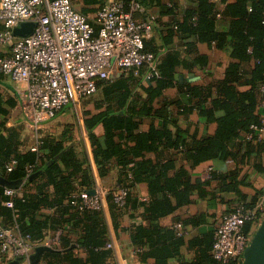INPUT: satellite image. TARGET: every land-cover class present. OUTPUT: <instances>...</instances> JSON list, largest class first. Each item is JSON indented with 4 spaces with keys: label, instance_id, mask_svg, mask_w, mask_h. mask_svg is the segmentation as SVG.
Here are the masks:
<instances>
[{
    "label": "trees",
    "instance_id": "1",
    "mask_svg": "<svg viewBox=\"0 0 264 264\" xmlns=\"http://www.w3.org/2000/svg\"><path fill=\"white\" fill-rule=\"evenodd\" d=\"M123 2L127 11L133 3L143 8V0ZM83 3L101 7L104 0H83ZM196 3L195 8L186 10L169 29L165 44L179 36L193 40L185 45L186 51L193 50L197 43L230 51L233 61L227 66L223 80L205 86H177L176 73L181 66L204 68L208 59L198 56L187 61L179 51L161 55L149 39L145 41V51L154 54V69L145 66L138 73L131 70L117 79L99 82L100 97L94 101L97 113L85 111V127L100 177H106L115 165L119 169L116 188L132 191L136 185L147 187V200L133 198L130 191L122 208L113 202L112 196L107 199L113 220L125 214L129 207L132 217L139 213L143 218L142 224L131 229L132 244L141 263L171 264L177 260L178 264H219L213 256L216 230L187 237L175 227H162L160 221L192 204L196 197L203 200L215 197L209 191L210 181L195 177L193 171L218 158L237 159L244 143L247 148L253 147L255 140H248V136L253 132L252 126L261 125L264 117L260 108L264 101V0H235L227 5L221 13L229 22L227 32L215 30L214 22L219 15L215 3L210 0H196ZM90 23L98 33L99 26ZM3 30L4 27L0 34ZM149 74L152 76L147 80ZM173 87L178 88V97L163 100L164 92ZM194 112L208 123L217 124L213 136L199 137L178 125L181 116ZM145 119L159 120L162 125L152 123L148 132H142ZM100 125L105 130L103 137L95 133ZM168 125L176 130H168ZM41 141L40 152L32 151L35 141L23 151L20 132L0 128V179L7 183L22 181L18 187H7L0 182L2 226L16 227L21 233L31 235L36 249L43 246L50 233L62 230L61 249L45 252L38 264H108L114 252L107 248L111 241L105 212H83L71 204L73 195L96 188L91 166L73 146L65 145L64 139L46 136ZM255 146L258 156H264V143ZM166 150L173 154L165 161ZM148 154L155 158H148ZM12 160L17 165L8 172L6 167ZM29 167L33 168L32 172L28 171ZM237 176L238 171L213 173L211 179L219 182V192L236 193L237 206L253 209L256 200L248 202L240 192L238 186L243 182ZM8 188L22 189L25 193L23 197L10 198L5 195ZM31 189L36 193L29 192ZM10 201L11 208L6 205ZM45 209L53 213L45 214ZM178 222L182 227H198L206 220L200 216ZM185 247L196 252L193 260L182 258ZM78 248L83 254L76 252Z\"/></svg>",
    "mask_w": 264,
    "mask_h": 264
},
{
    "label": "built area",
    "instance_id": "2",
    "mask_svg": "<svg viewBox=\"0 0 264 264\" xmlns=\"http://www.w3.org/2000/svg\"><path fill=\"white\" fill-rule=\"evenodd\" d=\"M140 9L137 3L127 11L123 0H104L96 15L99 26L96 33L88 17L77 10L72 0H0V25L4 27L0 45L9 48V55L0 57V76L27 87L23 106L35 135L32 151L40 152L43 125L54 120L68 105L77 106L94 95L99 82L113 80L115 66L122 74L131 70L138 73L145 66L154 69L155 56L145 51V41L153 37V22L138 21L134 13ZM24 23L35 24L32 34L15 36L14 30ZM260 108L264 112V101ZM252 131L249 139L264 143V117L261 125L252 126ZM16 165L17 161L12 160L7 171L12 172ZM32 170L28 168L29 172ZM94 190L95 196L89 192L73 195L71 204L83 212L104 211L110 195L122 208L131 191L126 187L104 190L97 185ZM20 194V190H5L10 198ZM6 205L13 207L11 201ZM263 221L264 199L253 209L241 205L224 215L215 231L216 261L243 264L245 252ZM175 229L182 234L180 223ZM61 235L62 230H58L43 246L60 250ZM36 247L31 235L21 233L16 227L4 228L0 217V256L4 261L19 258L30 261ZM107 248L113 249L112 243ZM76 252L83 254L79 248Z\"/></svg>",
    "mask_w": 264,
    "mask_h": 264
},
{
    "label": "crops",
    "instance_id": "3",
    "mask_svg": "<svg viewBox=\"0 0 264 264\" xmlns=\"http://www.w3.org/2000/svg\"><path fill=\"white\" fill-rule=\"evenodd\" d=\"M78 11L84 13L89 20L98 27L96 23V15L100 6H85L83 0H72ZM215 3L219 12L217 20L214 22L216 31L227 32L229 22L222 18L221 13L224 12L227 5L235 0H210ZM197 6L196 0H143V8L135 12V18L140 21H152L154 32L150 39L152 46L158 48L161 55H166L169 52L179 51L182 57L187 61L198 56H205L208 59V65L204 68L194 67L187 69L181 66L176 73V85L191 84L192 86H205L210 83L219 82L224 79L227 66L233 61L228 50H219L215 46L207 43H197L193 50H187L186 44L192 43L193 40H183L179 36H175L172 41L165 44V38L168 36V31L173 27L177 20L183 17V14L188 9H193ZM0 25V31L2 29ZM149 40V41H150ZM9 55V48L0 45V57ZM27 92L25 84L15 83L10 78L0 76V128L16 129L20 132V140L24 143L21 149H28L35 141V135L31 125L27 121L24 112V98ZM178 88L173 87L164 92L163 100H173L178 97ZM100 97V96H99ZM98 97V98H99ZM87 99V98H86ZM84 99L83 102L86 100ZM89 104L84 109H78L75 104L68 105L62 110L57 117L43 125L40 130L42 137L53 136L65 140V145L73 146L76 153L82 159H86L91 166L94 179L97 187L104 190L115 189L118 186L119 169L114 165L111 172L104 178L99 175L98 168L94 161L93 148L89 139V134L85 127V111L97 113L91 101H86ZM152 123L155 126H161L159 120L152 121L150 119L143 120L141 125L142 132H148ZM178 125L189 130L191 134H197L199 137L213 136L217 129L216 123H208L205 118L194 112L191 115L181 116L178 119ZM168 130L174 132L176 129L168 125ZM98 137H103L105 130L102 125L97 127L95 131ZM248 140L249 139L248 137ZM254 146L247 148L244 143L243 148L239 152L237 159L233 158H218L211 162H207L199 166L193 171L195 177H200L203 181H210L209 191L215 193L216 196H211L205 200L199 197L195 201L185 207L180 208L174 214L161 219L162 227H175L179 224V219L183 220L189 217L204 216L206 223L198 226L182 227V233L187 237L197 236L201 232L216 230L224 215L233 211L239 203V198L234 192H219V182L211 179L213 173L229 174L238 171V180L243 184L238 186L240 192L246 196L248 202L256 200V204L264 199V156H258V151ZM236 145V144H235ZM235 145L232 147L235 148ZM249 150V151H248ZM238 150L236 149L235 152ZM165 161L172 156L173 151L166 150ZM237 156V155H236ZM148 158H155L153 154H148ZM262 160V161H261ZM263 162V163H262ZM263 165V166H262ZM2 182V178L0 179ZM20 197H23L25 190L20 189ZM29 192L35 194L36 190L31 189ZM133 198H138L142 201L148 199V191L146 185H136L131 191ZM106 214L109 237L113 245V258L108 264H131L139 262L137 260V252L132 244L131 229L135 225L143 223V218L139 213L131 216V208L122 216H117L115 220L111 215L108 203L104 209ZM43 213L51 215L53 210L45 209ZM181 224V223H180ZM53 233H50L44 243L51 241ZM196 252L184 248L182 250V258L191 261L195 258ZM22 259V258H19ZM19 259L10 262L4 261L0 256V264H31V261H19ZM141 263V262H140ZM141 264H153V261ZM171 264H178L177 260H172Z\"/></svg>",
    "mask_w": 264,
    "mask_h": 264
},
{
    "label": "water",
    "instance_id": "4",
    "mask_svg": "<svg viewBox=\"0 0 264 264\" xmlns=\"http://www.w3.org/2000/svg\"><path fill=\"white\" fill-rule=\"evenodd\" d=\"M35 24L34 23H24L19 28L14 30V34L17 37H27L34 31ZM122 76V72L119 70L117 66L114 67L112 73V79H117ZM4 185L7 187H18L21 185L22 181L17 183H7L2 181ZM91 196L96 195L95 190L89 191ZM53 251L52 248L47 246L38 247L35 253L31 256L30 261L31 264H38L45 252ZM23 259H19L22 261ZM243 264H264V221L261 226L258 228L257 232L254 235L253 241L250 247L245 252V259Z\"/></svg>",
    "mask_w": 264,
    "mask_h": 264
},
{
    "label": "rangeland",
    "instance_id": "5",
    "mask_svg": "<svg viewBox=\"0 0 264 264\" xmlns=\"http://www.w3.org/2000/svg\"><path fill=\"white\" fill-rule=\"evenodd\" d=\"M99 96H100V93H99V91H97L94 95L88 97L84 102L81 101V103L77 104L76 107L78 109H84L89 104V102L87 103L86 101H91L90 104H92V106H93L94 101L97 100Z\"/></svg>",
    "mask_w": 264,
    "mask_h": 264
}]
</instances>
